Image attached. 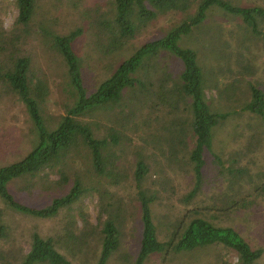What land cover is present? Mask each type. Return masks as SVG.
Returning a JSON list of instances; mask_svg holds the SVG:
<instances>
[{
    "label": "trees",
    "instance_id": "obj_1",
    "mask_svg": "<svg viewBox=\"0 0 264 264\" xmlns=\"http://www.w3.org/2000/svg\"><path fill=\"white\" fill-rule=\"evenodd\" d=\"M52 1L65 0L0 1V104L2 97L17 95L30 115L36 134V139L30 142L21 156H16L18 149L11 139L4 137V141H0V147L5 152L13 151L12 162L0 166V197L7 206L22 214L46 219L63 216L61 230L65 232L47 237L34 232L31 248L20 264H71L58 246L65 241L75 240L80 244H87L90 224L86 213L77 208L78 203L95 192L99 197V221L94 228L100 229L102 242L96 264L107 263L110 254L121 246V227L126 209L119 188L127 187L125 183L129 180L127 172L116 170V163L122 158L127 159L134 169L136 196L141 203L142 233L135 264H145L154 253L162 254L164 264L171 252L193 251L208 245H222L233 251L238 255L240 264H253L260 259L264 254V247L253 248L235 227L215 225L201 216L213 209L215 212L220 211V215L224 214L225 207L214 203L215 199L214 204L188 209L177 220L171 237L161 241L151 211V204L157 200L159 192L149 186L145 188L143 183H147L149 177L155 185L153 175L166 172L165 166L160 163L159 170L152 174L150 163V159L158 162L160 155L165 156L166 167L171 171L175 172V165L185 171H193L190 179L194 178V184L185 195V200L189 201L202 189L205 151L209 150L220 167L219 173L226 177L228 191L229 188L234 191L225 192L218 202L230 201V198L233 201L232 210L246 206L242 183L245 178L251 180L252 174L248 165L243 164L240 159L250 157L253 161L254 157L250 153L260 151L262 143L258 137L264 135L262 122L258 121L255 126H250L255 131L251 133L245 149L242 146L244 131L239 130L237 124L231 125L229 134L227 131L225 133L232 135L231 144L234 141L239 148H236L235 154L223 156L225 154L221 152L226 146L221 147L220 152L213 150L214 128L226 122L235 110H212L206 92L207 88L211 89L219 83L217 74H220L224 81L219 84V92L227 97L226 100H230L241 87V79L245 74L257 71L256 65L251 66L246 61V53H251L254 49L260 51L261 47L264 49V6H243L232 0H105L94 5H87L84 0H67L85 14L88 27L95 35V43L102 47L100 52L103 54L124 49L138 32L145 30L161 16L176 13L183 15L180 22L167 29L162 36L135 47L132 54L119 63L105 80L89 91L84 83L83 56L74 48L76 39L85 29L76 26L67 33L59 34L52 32L44 22L34 23L41 4H50ZM11 7L16 8L18 13L14 23L7 28L2 17ZM215 8L240 17L247 28L245 31L235 30L226 37H214L207 33L209 39L199 38V43L209 50L213 68L225 61L228 63L226 70L220 68L218 71L219 68H216L217 71L212 70L211 77H208L200 64L198 48L190 44L183 45L182 41L199 29L207 20L209 12ZM36 27L47 37L46 47L66 63L77 96L75 105L51 128L42 114L50 95V87L47 80L32 68ZM259 41H262L260 46ZM164 52L177 58L181 67L165 69L159 60ZM232 64L237 70L232 69ZM248 85L250 96L248 100H244L242 109L264 121V90L250 81ZM182 103L185 105L182 106ZM108 110L114 111V115H106L113 126L108 127L107 135L98 137L92 123L81 117ZM162 110L166 112V117L155 118L156 113ZM186 111L190 115L183 119L179 112ZM155 119L164 123L166 133L158 134V127L152 124ZM189 138L192 139L191 147L187 140ZM150 144L154 145L151 149ZM83 159L86 164H91V169L88 170L94 172L96 183L92 180L87 182L86 173L71 170L75 163ZM73 161L75 163L71 165ZM186 165L189 168H185ZM54 171L60 174L54 184L62 192L53 196L45 206L27 204L16 199L10 192L9 183L16 179H24L23 187L28 190L38 189L40 184L44 189H50L52 182L49 176ZM72 173L73 180L70 179ZM160 178L166 183L171 181L168 175ZM71 180L72 184L68 187ZM103 185L107 188L102 189ZM111 187L115 190L112 191ZM164 191L167 192V189ZM220 215L214 217L218 218ZM77 217L84 221V229L78 235L75 233L78 229ZM9 232V225L0 216V239Z\"/></svg>",
    "mask_w": 264,
    "mask_h": 264
},
{
    "label": "rangeland",
    "instance_id": "obj_2",
    "mask_svg": "<svg viewBox=\"0 0 264 264\" xmlns=\"http://www.w3.org/2000/svg\"><path fill=\"white\" fill-rule=\"evenodd\" d=\"M84 1L87 5H94L98 1L103 2L105 0ZM232 1L243 6H264V0ZM82 3L83 5L85 4L83 1ZM41 6V8L37 9V14L34 19L35 24L44 22L47 28L59 34L67 33L76 26H82L85 29V32L76 39L74 48L79 55L83 56L84 83L89 91L94 90L98 84L105 80L119 63L132 54L135 47L149 39L162 36L167 29L179 23L182 19L181 17H183L180 13L161 16L156 19L153 24L147 26L145 30L138 32L124 49L103 54L100 52L102 47L95 43V35L92 34V31L88 27V22L84 18L85 14L75 8L72 2L67 0L63 2L52 1L50 4L42 3ZM17 13L18 11L14 7L6 10L2 17L5 27L8 28L14 23ZM242 21L243 20L238 16L227 14L219 8H215L209 12L204 24L182 41L183 45L188 46L190 44L198 48L200 64L208 77H211L212 70L217 71L218 68V71H220V68L226 70L228 63L225 61L222 64L215 65L217 69L213 68L209 59V50H206L203 45L199 43V38L205 37L209 39L207 33L214 37H226L228 34L238 29L245 31L247 27ZM221 26H223L222 29ZM35 31L36 33L33 37L34 46L32 49V68L47 80L50 87L48 101L42 110L43 117L50 127L55 126L59 122L61 116L68 113L69 109L75 105L74 103L77 96L71 83L66 63L59 55L52 53V51L46 47L45 40H47V37L41 34V31L37 27ZM261 42H258L259 46ZM207 53H209L208 56ZM246 57V61L250 62L251 66L256 65L257 71L253 74H245L241 79L242 85L234 97L230 98V100H226L227 97L220 94L219 84L224 81L220 74H217L219 83L211 89L207 88L206 92L212 110L221 112L235 110V112L232 111L233 114L226 122L214 128L213 150L220 152L221 147L226 146V149L221 152L225 154L223 155L225 157L229 154H235L236 148H239L234 141L231 144L233 138H231L232 135H228L231 131V125L237 124L238 129L244 131L245 136L242 145L244 149L248 140L251 138V133L255 131L252 130L250 126H255L256 123L260 121L264 129V121L261 118L248 110L245 111L242 109L244 100H248L250 96L248 89L249 81L264 90V49L262 47L260 51L254 49L251 53H246ZM159 60L162 62L161 64L165 69L174 70L181 67V62L166 52L160 55ZM231 67L237 70L234 64H232ZM239 96L241 97L240 99ZM181 105L183 106L185 104L182 103ZM111 111L112 113H110ZM113 113V110H108V112L98 111L93 115H86L81 118L92 123L95 128L96 136L103 137L108 134V127L113 126L111 120L108 119L106 115L110 117ZM156 114L157 117L155 118L166 117V112L164 110ZM179 114L182 115L183 119L190 115L188 111L185 113L179 112ZM167 118L169 119L170 116L168 115ZM174 118L175 114H173V119ZM152 124L158 127V134L166 133L162 121H157L155 119L152 120ZM98 126L100 127L97 128ZM226 131L228 134L225 133ZM4 137L11 139L15 143V147L18 149L16 156L24 154V151L30 146V142L36 139L30 115L25 105L17 98V95L14 94H8L1 99V142L4 141ZM258 138L262 145L260 151L250 153L254 157L253 161L250 157L240 159L243 164L248 165L250 168L252 178L251 180L249 178L245 180V178L242 183L244 191L242 193L243 195L245 194L246 206L237 210H232L233 206H231V204L233 201L230 198H228L230 201L223 200L218 202V199L222 198L225 192L234 191L230 188L228 191V186L226 187L227 184L225 182L226 177L219 173L220 167L215 162L213 153L209 150L205 151L206 163L203 168L202 189L194 198L189 199V201L185 200V195L193 187L194 178L190 179L193 176V171L189 170L190 172H188L185 171L184 168L180 169L181 167L179 165H175V172L171 171L166 167L167 158L160 154L158 162L154 159H150L152 174L159 170L160 163H162L166 169L164 174L153 175V179L156 181L155 185L152 184L149 177L147 178L149 179L147 183H143L145 188L149 186L151 189L159 192L157 200L151 204V211L157 226L158 237L161 241L168 240L171 237L176 227L177 220L180 219L188 209L218 203L225 207L223 209L225 211L224 214L220 215V211L215 212L213 209L212 211H207L205 215L201 214V216L211 220L215 225L235 227L240 234L251 243L253 248L264 247V135L262 134V136ZM187 140L191 147L192 139L189 138ZM155 145L158 146L157 144ZM153 146V144H150L149 148L151 149ZM12 154L13 151L9 150L5 152V150L0 147V166L12 162ZM248 159H251L250 162H248ZM75 161H73L71 165H73ZM116 164V170L127 172L129 177V180L125 183L127 187L119 188V193L123 198L126 211H124V221L121 227V246L113 254H110L106 264H135L142 233L141 203L136 196L133 167H131L125 158L119 159ZM185 168L189 167L186 165ZM88 169H91V164H86L84 159L79 160L71 168L72 171L75 170L77 173H86L87 182L88 180H92L93 183H96L97 179L96 176H93L95 175L94 172ZM165 175H168V178L171 180L170 182L166 183L160 178V176L165 177ZM59 177L60 174L57 171L50 173L49 180L52 182L50 189H44L42 184L38 186V189H25L23 187L25 184L24 179L13 180L9 183V189L10 192L15 195L16 199L22 202L35 206H45L52 200L53 196L60 195L62 192L60 189H57V185L54 184V181L58 180ZM72 177H74L73 173L70 179H72ZM72 180L69 182L68 187L72 184ZM106 188L105 185L102 186V189ZM110 189L112 191L115 190L113 187ZM166 189L167 192L164 191ZM171 192L174 193L170 194ZM238 197L240 196L238 195ZM78 205L79 207L77 209L80 208L86 213L90 224L88 227V234L90 235H87V244H80L76 240L74 242L65 241L63 245L58 246V249L68 257L71 264H96L98 260L97 257L102 248L100 229L94 228L99 221L98 194L95 192L92 195L86 196ZM227 208L231 210L229 211ZM214 215L220 216L215 218ZM0 216L2 221L10 227L8 235L0 239V264L22 263L25 259V255L31 248L34 232L39 233L43 237L65 233L61 230L63 216L46 219L29 214H22L7 206L1 197ZM77 221L78 229L75 233L78 235L82 233L84 229V221L80 217H77ZM74 247L77 248H75V252L72 251ZM162 263V254L160 253L152 254L145 262V264ZM164 264H240V262L238 255L226 247L222 245H208L202 248L199 247L198 249L195 248L193 251H182L180 253L171 252ZM253 264H264V254Z\"/></svg>",
    "mask_w": 264,
    "mask_h": 264
}]
</instances>
